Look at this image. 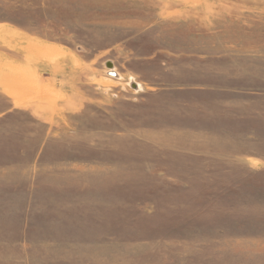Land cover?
<instances>
[{"label": "rangeland", "instance_id": "rangeland-1", "mask_svg": "<svg viewBox=\"0 0 264 264\" xmlns=\"http://www.w3.org/2000/svg\"><path fill=\"white\" fill-rule=\"evenodd\" d=\"M5 198L0 264H264V0H0Z\"/></svg>", "mask_w": 264, "mask_h": 264}, {"label": "crops", "instance_id": "crops-1", "mask_svg": "<svg viewBox=\"0 0 264 264\" xmlns=\"http://www.w3.org/2000/svg\"><path fill=\"white\" fill-rule=\"evenodd\" d=\"M8 200L5 198L3 201H0V212L5 211L7 208ZM3 248H0V250Z\"/></svg>", "mask_w": 264, "mask_h": 264}, {"label": "water", "instance_id": "water-1", "mask_svg": "<svg viewBox=\"0 0 264 264\" xmlns=\"http://www.w3.org/2000/svg\"><path fill=\"white\" fill-rule=\"evenodd\" d=\"M110 67H112V63H111V62H109V63L107 64V68H110Z\"/></svg>", "mask_w": 264, "mask_h": 264}]
</instances>
